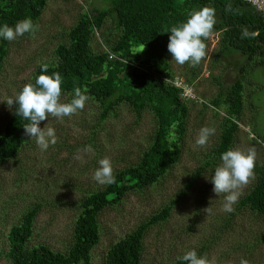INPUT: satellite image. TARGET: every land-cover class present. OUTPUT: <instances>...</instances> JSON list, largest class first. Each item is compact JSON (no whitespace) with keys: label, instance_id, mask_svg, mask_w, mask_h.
Segmentation results:
<instances>
[{"label":"rangeland","instance_id":"374dc122","mask_svg":"<svg viewBox=\"0 0 264 264\" xmlns=\"http://www.w3.org/2000/svg\"><path fill=\"white\" fill-rule=\"evenodd\" d=\"M98 4V0H46L34 24L35 35L25 34L8 41L0 69V127L12 107L7 105L8 99L22 89L39 63L51 59L55 46L66 41L65 33L76 23L81 11ZM93 34L90 51L94 54L105 51L101 35L112 37L110 22ZM219 39V33L212 31L204 41L207 56L196 67L188 63L179 65L167 53L165 59L172 83L184 90H180L181 96L187 99L188 107L179 161L144 192L128 193L118 206L105 208L99 214V240L91 251V264H102L110 246L164 206L170 207L169 216L146 229L139 250L140 264H169L191 249L198 255L206 254L215 264H240L241 258L250 264H264V215L240 209L238 202L233 205V212H224L223 194L218 197L207 178L214 175V168L221 163V159L216 161L211 155L224 116V107L221 105L214 111L209 101L237 79L242 81L243 106L230 149L254 148V167L264 162V66L254 64L260 59L246 63L244 58L236 61V55L220 57ZM240 66L244 69L241 75ZM61 99L67 102L64 97ZM97 108L88 100L83 110L70 117H49L40 127L48 124L54 128L55 145L41 151L28 137L15 159L0 163V251L5 250L3 236L8 228L33 204H39L40 209L33 222L32 243L64 251L75 199L101 186L93 179L98 161L108 157L115 172L134 162L148 144L155 126L149 112L135 119L121 105L98 124ZM202 127L214 128L215 134L200 147L195 140ZM90 137L92 144L88 143ZM87 145L94 151L78 153V149L83 150ZM77 155L82 159H76ZM204 162L206 166L202 165ZM253 181L254 176L242 189L240 198ZM183 191L184 196L179 197ZM0 264L8 263L0 257Z\"/></svg>","mask_w":264,"mask_h":264},{"label":"trees","instance_id":"16d2710c","mask_svg":"<svg viewBox=\"0 0 264 264\" xmlns=\"http://www.w3.org/2000/svg\"><path fill=\"white\" fill-rule=\"evenodd\" d=\"M98 1V6L81 11L76 23L65 33L66 41L55 46L50 60L35 67L27 83H34L42 74V65L47 64L48 74L61 75L62 97L67 102L75 87L82 91L87 89L85 94L99 110L98 124L114 114L117 107L125 105L135 119L149 112L154 118V130L135 161L113 172L115 183L95 187L75 199L69 241L64 251L32 243L33 222L40 205L26 207L3 236L5 250L0 251V257L8 264H91V251L99 240V214L105 208L118 206L128 193L144 192L179 161L188 107L180 89L170 82L173 77L165 59L170 33L162 32L165 27L170 29L185 21L187 13L193 9L211 7L215 9L216 20L213 31L220 36L217 54L220 57L236 55V61L244 58L246 63L260 59L254 64L264 66V21L243 0ZM45 2L0 0V27L14 26L26 18L35 24ZM227 5H231L230 12L226 11ZM107 21L112 26V37L101 35L105 51L94 54L90 51V39ZM244 29L249 35H243ZM7 44L8 40L0 38V69ZM242 68L238 67L240 75L244 72ZM241 83V79L234 80L209 101L214 111L221 105L224 107L222 128L211 155L216 161L230 149L238 131L243 106ZM207 106L203 104V108ZM15 113L14 104L0 127V163L15 159L28 141L29 136L23 129L28 121ZM91 138L88 143L92 144ZM237 205L255 215H264V162L254 167V181ZM169 211L170 207L164 206L115 242L105 253L102 264H140L139 250L146 229L165 221ZM169 264L185 262L176 259Z\"/></svg>","mask_w":264,"mask_h":264},{"label":"clouds","instance_id":"9594fccd","mask_svg":"<svg viewBox=\"0 0 264 264\" xmlns=\"http://www.w3.org/2000/svg\"><path fill=\"white\" fill-rule=\"evenodd\" d=\"M226 11H231V5L226 6ZM215 23V9L205 6L199 10L189 11L185 21L171 26L170 29L165 27L162 32L170 33L167 50L172 56V61L179 65L188 63L191 67L199 65L207 56V45L204 41L212 33ZM36 31L37 26L30 18H26L18 21L14 26L4 24L0 27V38L14 41L26 33L34 36ZM242 32L245 36L249 35L246 29ZM48 67L47 64L42 65V74L35 78V82L25 84L14 98L10 97L7 101L9 107L16 105L15 114L18 117L28 121L23 125L25 135L34 140L41 151H46L50 145L57 143L54 128L49 127L48 124L41 128V122L49 117L57 119L70 117L77 111L83 110L90 99L85 94L87 89L82 91L80 87H75L70 101H63L61 99L62 77L58 72L48 74ZM214 134V128L202 127L198 131L196 145L205 146L208 138ZM77 151L78 153L80 151L91 153L94 150L91 145H87L83 150L78 149ZM75 158L82 159L79 155ZM220 159L221 163L213 170L214 175L211 174L207 178H210L214 186L213 192L218 197L223 194L222 210L231 213L234 211L233 205L238 202L242 194V189L254 176L255 149L249 148L246 151L239 148L229 149L221 154ZM93 179L101 185L116 182L112 163L108 157L98 161ZM177 259L185 264H215V261L209 259L206 254L198 255L195 249L185 251ZM240 264H250V262L241 258Z\"/></svg>","mask_w":264,"mask_h":264},{"label":"built area","instance_id":"2783aa9c","mask_svg":"<svg viewBox=\"0 0 264 264\" xmlns=\"http://www.w3.org/2000/svg\"><path fill=\"white\" fill-rule=\"evenodd\" d=\"M243 2L250 5L254 10H256L264 21V0H243ZM172 85L176 88L181 89L178 85H175L174 83H172ZM181 90H183V89H181ZM187 94H188V92H187ZM189 94H190V92H189Z\"/></svg>","mask_w":264,"mask_h":264}]
</instances>
